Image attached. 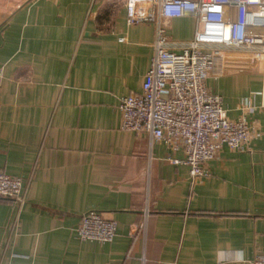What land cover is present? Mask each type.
Listing matches in <instances>:
<instances>
[{"label":"crops","instance_id":"0c3cea01","mask_svg":"<svg viewBox=\"0 0 264 264\" xmlns=\"http://www.w3.org/2000/svg\"><path fill=\"white\" fill-rule=\"evenodd\" d=\"M126 18L119 0H0V171L25 180L21 204L0 198V264H216L217 248L249 264L264 251L262 75L207 79L249 142L191 179L167 160L181 152L121 128L119 98L141 91L155 34L153 20ZM165 23L179 52L195 21ZM88 210L116 221L111 241L77 237Z\"/></svg>","mask_w":264,"mask_h":264},{"label":"built area","instance_id":"2783aa9c","mask_svg":"<svg viewBox=\"0 0 264 264\" xmlns=\"http://www.w3.org/2000/svg\"><path fill=\"white\" fill-rule=\"evenodd\" d=\"M126 8L128 24L155 22L153 54L141 91L119 98L121 128L145 133L150 141L163 142L181 158L167 157L173 164L186 165L191 179L211 176L207 162L223 146L243 151L249 142L245 116H226L222 98L210 91L208 78L230 72L262 75L260 107L264 109V0H119ZM149 3L155 13L138 18L135 6ZM191 16L193 38L172 50L165 20ZM24 178L0 171V198L21 204ZM148 210H144V219ZM145 228V221L140 225ZM116 221L96 210L80 216L76 228L80 240L109 242ZM16 264V263H9ZM249 264H264V251Z\"/></svg>","mask_w":264,"mask_h":264},{"label":"clouds","instance_id":"9594fccd","mask_svg":"<svg viewBox=\"0 0 264 264\" xmlns=\"http://www.w3.org/2000/svg\"><path fill=\"white\" fill-rule=\"evenodd\" d=\"M231 260L228 264H245L246 253L242 248H233L230 250ZM215 262L216 264H226V251L223 248H217L215 250Z\"/></svg>","mask_w":264,"mask_h":264}]
</instances>
